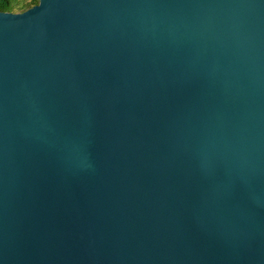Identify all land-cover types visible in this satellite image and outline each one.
Listing matches in <instances>:
<instances>
[{"label": "water", "instance_id": "1", "mask_svg": "<svg viewBox=\"0 0 264 264\" xmlns=\"http://www.w3.org/2000/svg\"><path fill=\"white\" fill-rule=\"evenodd\" d=\"M0 264H264V0L0 11Z\"/></svg>", "mask_w": 264, "mask_h": 264}, {"label": "trees", "instance_id": "2", "mask_svg": "<svg viewBox=\"0 0 264 264\" xmlns=\"http://www.w3.org/2000/svg\"><path fill=\"white\" fill-rule=\"evenodd\" d=\"M37 2L38 0H0V11L22 12Z\"/></svg>", "mask_w": 264, "mask_h": 264}]
</instances>
